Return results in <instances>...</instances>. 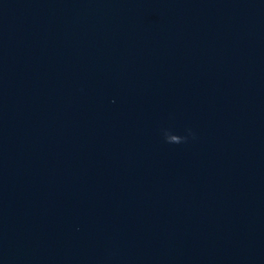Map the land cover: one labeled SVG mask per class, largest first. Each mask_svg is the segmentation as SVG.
<instances>
[{"label": "water", "instance_id": "obj_1", "mask_svg": "<svg viewBox=\"0 0 264 264\" xmlns=\"http://www.w3.org/2000/svg\"><path fill=\"white\" fill-rule=\"evenodd\" d=\"M0 264H264V0H0Z\"/></svg>", "mask_w": 264, "mask_h": 264}, {"label": "clouds", "instance_id": "obj_2", "mask_svg": "<svg viewBox=\"0 0 264 264\" xmlns=\"http://www.w3.org/2000/svg\"><path fill=\"white\" fill-rule=\"evenodd\" d=\"M183 139H184V137L179 136L178 138H176L175 143H181L183 141Z\"/></svg>", "mask_w": 264, "mask_h": 264}]
</instances>
